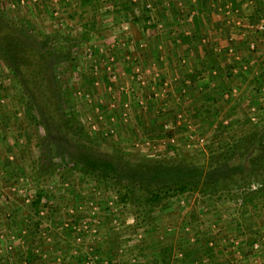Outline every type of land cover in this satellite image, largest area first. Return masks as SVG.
Here are the masks:
<instances>
[{
    "label": "rangeland",
    "instance_id": "374dc122",
    "mask_svg": "<svg viewBox=\"0 0 264 264\" xmlns=\"http://www.w3.org/2000/svg\"><path fill=\"white\" fill-rule=\"evenodd\" d=\"M219 1L194 14L216 24L196 37L214 39L217 64L178 89L176 74L129 68L142 33L119 12L128 0H0V227L41 210L81 264H238L222 239L264 231V0ZM135 2L152 19L184 3ZM224 141L239 142L226 160ZM176 181L188 189L149 203Z\"/></svg>",
    "mask_w": 264,
    "mask_h": 264
},
{
    "label": "crops",
    "instance_id": "0c3cea01",
    "mask_svg": "<svg viewBox=\"0 0 264 264\" xmlns=\"http://www.w3.org/2000/svg\"><path fill=\"white\" fill-rule=\"evenodd\" d=\"M217 1L220 2L219 0H209L208 2L202 0L199 3L200 7L187 5L191 4L193 0H179V2L184 3L174 9L176 12L175 18L169 15L168 6H161L159 10H154L157 15L155 19H152L151 12L148 15L147 12L144 13L146 11L144 5L140 6L142 10L144 9L140 13L135 8V0H128L126 7L119 12L125 11L124 15H127L126 21H124L129 23L127 29L133 30V26L136 24V29L141 30L142 33L130 41V45L133 48H139V50H137V54L131 52L130 56L127 57L130 63L129 68H142L149 74L150 71L152 73V71H157L158 69L161 76L164 74L165 81H167L168 77L170 78L176 74L179 78L174 86L180 89L185 86L182 79L195 78L199 72L204 73L205 70H209V66L213 65V63L216 65L218 57L214 50L218 48L217 43L214 42V39L202 40L201 43H198L196 37L197 30L201 28L212 29L216 24L212 21L202 24L201 19L195 17V15L202 10L209 16L211 13L218 12L221 7L211 12V8ZM202 3L208 4V6L204 7ZM225 44L227 43L224 41L223 46ZM212 54L215 56H212ZM209 57L211 59L208 62L207 59ZM187 63H192L193 65L188 66ZM187 71L188 73H186ZM179 74L181 75L179 76ZM51 200L54 199L47 201ZM50 203H47V205ZM39 211L27 210L26 212V210L24 211V209L17 207L15 213L21 221L19 227L16 225L12 227L13 224L9 223V221H6L0 227V254H7L10 250L13 255V257L9 255L8 258L0 259V264H55L57 257L60 255H63L62 258L64 260L69 258L65 263L81 264V262H77L76 255H73V260L72 255H70V253L72 254L71 250L81 246L74 244L73 237L68 235L66 230L59 227L56 229L53 227L42 228L39 224L40 215L37 214ZM57 214L59 216L56 218ZM48 215H54L58 219L57 221L61 222L65 213L61 211L53 214L52 212ZM243 231V235L239 234L235 237L237 231H234L229 233V235L227 234L223 238L224 240L222 239L221 243L229 245L228 252L230 249L234 250L229 258L233 256L238 258L236 259L238 264H264V241H258L255 237L257 231L264 233L262 226L257 223L253 226L247 225L244 226ZM9 235L13 239L11 244L10 238H8ZM47 235L52 236L54 240L51 237L49 239L45 238ZM254 243H259V249H252ZM99 245L98 243L95 246L100 248ZM68 255L69 257H67ZM14 257L16 258L14 259ZM224 263L233 264L228 259L224 260Z\"/></svg>",
    "mask_w": 264,
    "mask_h": 264
},
{
    "label": "trees",
    "instance_id": "16d2710c",
    "mask_svg": "<svg viewBox=\"0 0 264 264\" xmlns=\"http://www.w3.org/2000/svg\"><path fill=\"white\" fill-rule=\"evenodd\" d=\"M80 1L83 2V3H87L88 2V0H80ZM34 58H37V56H35ZM64 58H65L64 61L67 62L69 64V66L71 67L72 65H71V62L69 61L70 57H68V55H66ZM41 60H43V59H41ZM35 61L36 60H34V62H31V63H36ZM36 65L37 66H34V68L36 70H38V68H37L38 64H36ZM209 67H210L209 70L213 69L211 66H209ZM54 68H55L54 65H52L50 69H49V67H47V70H44L45 76L52 77L54 74L53 73L52 74H47V72L49 70H50L49 72H53ZM35 69H31V70H35ZM151 120H152V126H153V123L157 122V119L155 117H152ZM160 128H162V127H160ZM232 142H234V141H232ZM238 143H239L238 141H235L234 145L236 147H238L239 146ZM234 145L232 143H227L226 141H224L222 143L221 147H220L221 148V158H223L225 160L230 158L231 154H234V152H235L234 149L232 148ZM172 185L173 186H167L165 188H161V190H159V191H152L151 194H150V197H149V203H151V204L158 203V202L161 201L162 198L167 197L169 195H172V194H174V192H184L189 187L187 183H184L182 181H176ZM39 200H40V196H38L36 199H34V201H33V206L34 207L37 206V203H38Z\"/></svg>",
    "mask_w": 264,
    "mask_h": 264
},
{
    "label": "built area",
    "instance_id": "2783aa9c",
    "mask_svg": "<svg viewBox=\"0 0 264 264\" xmlns=\"http://www.w3.org/2000/svg\"><path fill=\"white\" fill-rule=\"evenodd\" d=\"M254 248H257V245L256 244L254 245ZM24 264H26V263H24Z\"/></svg>",
    "mask_w": 264,
    "mask_h": 264
}]
</instances>
